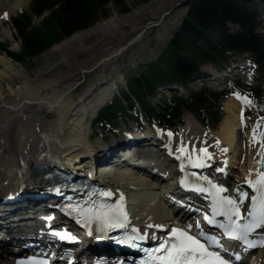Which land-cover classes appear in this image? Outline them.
I'll return each mask as SVG.
<instances>
[{"label":"bare ground","instance_id":"6f19581e","mask_svg":"<svg viewBox=\"0 0 264 264\" xmlns=\"http://www.w3.org/2000/svg\"><path fill=\"white\" fill-rule=\"evenodd\" d=\"M28 1L29 0H16L13 7L6 9L7 11L2 19H8L14 9L20 8ZM190 1L191 0L170 1L169 6L176 2L180 4V7L172 8L169 15L172 17L174 16L173 18L175 19H178L181 15L184 16L188 10ZM167 2H169V0H154L148 5L129 12L119 18L116 17L115 19L104 21L89 29L79 31L54 46L41 56L38 61L41 62L42 68L46 72L59 65L62 66V64L71 66L70 58L72 54L76 52L92 51L97 43L104 41L107 37L115 33L123 32L124 26L131 27L133 30L138 31H140L141 28L143 30L145 27H149L147 31L151 28L163 27L165 26V19L167 16L165 15L163 20L162 16L168 12H162L157 22L149 23L148 26L144 25L141 26V28H139V19L145 15L154 17ZM140 40H142V38ZM140 40L138 42H140ZM121 47H123L122 44L117 45L115 48L105 49L106 46L102 45L98 54L93 55V58L96 57L95 61H97V63L100 62L99 67H105L112 62V60L117 61L122 56L124 51L120 55L116 54ZM4 56H0V135L4 133L3 136H5L4 147L0 145V165L2 166L4 164L0 169V192H3L5 194L4 196H8L13 191L20 188L24 191H31L42 184V178L31 175V170L36 166L35 162L37 159L44 157V153H48L49 151L55 152L58 148L60 149L64 146V152L72 154L77 148L85 146L86 143L87 145L89 144L90 137L88 135L85 138L82 137L81 124L83 119L80 117L82 115L87 117L89 109L102 106L113 93V85L117 82L110 80L98 88H94L96 87L94 86L87 91L86 96L82 97L83 103L77 105L71 100V93L74 90V88H72L73 86L65 85V87L59 89V85L65 83L68 79L66 75H61L46 82L35 83L37 81L36 79H38V74L28 73L19 63H15L6 55ZM102 60L104 61L101 62ZM114 69H117L115 70L116 72L120 71L121 75L120 67ZM81 106L83 107L81 108ZM223 110L226 118H224L218 132L214 133L201 127L191 115L186 116V124L183 126V129L187 131L191 128L200 133L214 134L216 136L214 138L224 144L223 146L225 149L223 152L225 154L222 155V158L230 165L237 161V152L234 156H231V158L228 156L238 149H235V146L239 141L243 142V137L238 136L243 128L239 125L241 114L239 105L235 99H227L223 103ZM247 133L246 142L248 144H253L254 129ZM257 138H259V134H257ZM186 140L193 141V139L190 138H186ZM203 140L206 139L204 138ZM193 142L196 143L195 141ZM92 147L97 148L95 145ZM87 148L89 149V146ZM258 148L259 147H256L254 151L248 149L247 162L245 163L246 169L242 173L243 181H245V177L248 176L250 178L258 172L260 159L264 157V149L260 150L261 153H257L259 151L257 150ZM88 149L81 151V153H84L82 156H86L85 154H87V151L90 152ZM105 150L106 147L104 148V146L100 148V152L102 153L105 152ZM238 150H240V148ZM183 153H189L192 156V162L197 155L196 151H192L186 147ZM205 160L207 161L208 158ZM193 164L195 165L196 163L193 162ZM194 165L192 166L194 167ZM80 168H82V166H80ZM130 185H135V183ZM157 186L158 187L151 186V188L159 190L160 185ZM166 190L167 188L164 192H166ZM120 193L126 195L123 191ZM150 205H152V203ZM24 208L25 206H21L19 214H23L26 211ZM148 209L146 211H148ZM152 216H154V214L150 215L147 220L149 224L153 223ZM167 222L169 223L170 221ZM143 224L148 223L144 220ZM10 254V244L3 245L0 248V264H6Z\"/></svg>","mask_w":264,"mask_h":264},{"label":"trees","instance_id":"16d2710c","mask_svg":"<svg viewBox=\"0 0 264 264\" xmlns=\"http://www.w3.org/2000/svg\"><path fill=\"white\" fill-rule=\"evenodd\" d=\"M124 2L125 0H34L30 6L31 12H24L13 19V27L21 38V50L11 52L7 45L0 43V54L5 53L19 63L30 61L63 39L105 19L107 14L104 9L110 3L121 7L126 13ZM34 18L42 19L39 25L33 24ZM228 22L241 25L244 28L243 35L231 37L224 33L219 45L210 50L211 55L207 49L199 47V41L209 34L210 29L217 26L223 28ZM256 26L253 16L234 0H196L174 41L154 65L147 68L138 79L129 82L128 94L123 100L129 103V107L132 105L131 99L140 102L145 113L152 116L154 113L147 107L146 98L152 96L157 87L184 84L198 75L200 63L223 60L232 51L253 52L264 71V48L255 34ZM161 64L163 65L160 66ZM221 97L208 90L202 91L190 101L175 97L171 104H166L160 111L163 122L171 125L179 121L182 110L186 109L202 118L204 123H216L219 121L217 103ZM120 111L125 113L126 109L121 107V101L116 100L103 110L99 120L113 119Z\"/></svg>","mask_w":264,"mask_h":264},{"label":"rangeland","instance_id":"374dc122","mask_svg":"<svg viewBox=\"0 0 264 264\" xmlns=\"http://www.w3.org/2000/svg\"><path fill=\"white\" fill-rule=\"evenodd\" d=\"M15 1L16 0H0V43L7 45L8 50L11 52H19L21 50V38L17 35L13 27V18L17 17L23 12H31L30 5L32 4L34 0H29L25 5H22L18 9H14L8 19L7 18L2 19L3 15L7 11L6 9L9 7H13ZM153 1L154 0H125L124 6L127 9L126 13L123 12V9L121 7L113 3H110L104 9L105 14H107V17L105 19H101L100 21H98L95 25L103 23L104 21H107L110 19H115L116 17L119 18L129 12L135 11L137 9H140L141 7L146 6ZM170 1L172 0H169V2H167L166 5H163L161 9L157 12L158 14L156 13L154 17L151 15H145L144 17L142 16L139 19V24H140L139 28H141V26H144V25L148 26L149 23L157 22L158 17L160 14H162V12L163 13L169 12L170 14L172 8L180 7V4L176 2H175L176 4L174 3L171 6H169ZM169 14H167V17L165 19L166 21L165 26L149 29L146 32L147 34L144 33L143 38L142 40H140V42L134 44V46L129 47L127 50L124 51L122 56L117 61L112 60V62L107 64L105 67H99L97 61H95L96 57L93 58V55L98 54L100 47L102 45H105L106 46L105 49H111V48H115L117 45H120V44H122L125 47L135 38L137 33L142 31V28L140 29V31H138V30H133L131 27L124 26L123 32L115 33L114 35L107 37L104 41L97 43L94 46L92 51L76 52L75 54H72L70 58L71 66L62 64V66L59 65L49 70L48 72H46L42 68V64L38 60L40 59L41 56H43L45 53H47L57 44L54 45L49 50H47L46 52L42 53L40 56L35 57L34 59L30 61H24L23 62L24 64L21 63L19 65H21L24 69H26L28 73L38 74V77H37L38 79H36L37 81L35 83L44 82V81L46 82V81H49L50 79L57 78L61 75H66L68 79L66 80L65 83H61L59 85V89H62L63 87H65V85L73 86L72 88H74V90L71 93V100L74 102V104L81 105V103H83L82 97L86 96L87 91L92 89L94 86H96L94 88H98L99 86H103L105 83L109 82L110 80H114L118 82L119 78H120V81L122 82L124 79H132L133 77L140 74L143 71V68L147 67L149 64L154 63L159 58L161 53L166 49L167 45L169 44L170 39L167 38L168 37L167 34L172 33V30H174L176 25L179 22L183 21L181 19V16L183 15H181L178 19L177 18L175 19L173 18L174 16L172 17ZM41 20H42L41 18H34L33 24L39 25ZM262 28L263 29L260 30L259 32L263 34L264 36V26ZM176 31L177 29L173 31V34ZM66 39L68 38L63 39L62 42ZM0 56H4V54ZM116 67H120V69H122L121 71L122 75H120V71L119 72L115 71L117 70V69H114ZM214 69H215L214 67L208 65L204 67V69L202 70L214 73ZM115 74L118 76H116ZM123 89H125L124 84L122 86L121 85L119 86L120 92ZM153 102L157 103V101H153ZM82 105H85V104H82ZM82 107L83 106H81V108ZM261 110H260V113L257 114L256 112L254 113L251 108L250 119L255 120V124L263 123L264 119L262 120L260 118H264V116H262V114H264V111L263 110L261 111ZM80 118L83 119L82 124H81V129H82L81 133H82V137L85 138L90 133L91 118L90 117L87 118L85 115H82ZM84 119L86 120L85 123H83ZM116 126L119 127L120 129H124L128 126H133V125L132 123H128L126 120L121 119L120 122ZM94 127H95L94 130L97 128L99 132H102V130L99 129L101 128L99 125L94 126ZM99 132H95L97 137H95L94 144L95 145L99 144V146H101L100 143L102 142H101V136L98 135ZM3 134L0 135V145L1 146L5 144L4 142L5 136H3ZM84 147L85 149H87L88 147L87 143ZM238 149L236 150L237 154L241 153L240 150ZM236 152H234V155ZM241 168L242 167H239L237 175L241 173ZM124 185L125 187L124 186L123 187L125 188V191L129 194L131 198V202L133 204L132 206H133L134 215L137 219H139V222L143 223L144 221H142L141 215L144 214V210L142 208H144V206L148 208V206L151 203L159 204L160 203L159 196L155 192L152 193V191H148L147 188L144 186L137 187L136 185H130V184L129 186L128 184H125V183ZM148 187L149 189H151V186H148ZM124 188H122V191L124 190ZM119 191L121 192V190Z\"/></svg>","mask_w":264,"mask_h":264},{"label":"snow or ice","instance_id":"6c2138e0","mask_svg":"<svg viewBox=\"0 0 264 264\" xmlns=\"http://www.w3.org/2000/svg\"><path fill=\"white\" fill-rule=\"evenodd\" d=\"M172 133L169 132V136ZM184 145L178 149L179 152L185 151ZM201 152L205 153L207 158H210L211 154L207 153L206 149L201 148ZM182 159L181 156L177 157ZM188 162L192 163L191 156H188ZM195 167H204V163L195 164ZM249 187L253 190L254 195L251 197V206L246 215H242L240 210V204L243 199L248 198L246 192H241L237 189L238 194L241 196L240 201L233 200L229 196L214 197L212 204V215H216L219 211L220 214L227 217L228 223L220 224L219 227L224 230L227 237L233 239H242L247 242V236L257 228H264V171H261L253 183L252 180L247 181ZM182 186L184 182H181ZM219 192L227 191L222 186H216ZM104 195H111V193H104ZM95 219L110 228H123L126 226V214L121 209L106 205H101L100 208L93 212ZM204 219L210 225H215L216 221L212 219L208 214H205ZM247 221V222H238ZM157 228L163 227L162 225H155ZM193 224L189 223L187 228L190 230ZM199 231V228H198ZM136 236L130 239H148L147 233H141L137 229H133ZM206 234L199 231V236H205ZM172 241L160 240V243L154 252L161 253L154 256V260L159 264H229L219 251L209 250L212 245L208 241L215 243L217 248L222 247L219 238L216 236H207L204 242L198 238L197 235H193L190 231L184 229L172 228L170 232Z\"/></svg>","mask_w":264,"mask_h":264},{"label":"water","instance_id":"95a60500","mask_svg":"<svg viewBox=\"0 0 264 264\" xmlns=\"http://www.w3.org/2000/svg\"><path fill=\"white\" fill-rule=\"evenodd\" d=\"M147 29L148 28H144L139 34H137V36L128 45L119 49L116 54H120L122 51H124L125 49L130 47L132 44H134L136 41H138L141 38V36L146 32Z\"/></svg>","mask_w":264,"mask_h":264}]
</instances>
